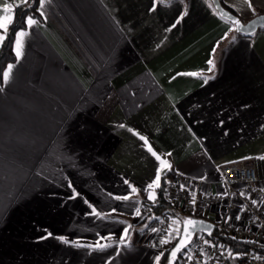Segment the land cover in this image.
<instances>
[{
    "label": "crops",
    "instance_id": "1",
    "mask_svg": "<svg viewBox=\"0 0 264 264\" xmlns=\"http://www.w3.org/2000/svg\"><path fill=\"white\" fill-rule=\"evenodd\" d=\"M223 1L244 21L264 14V0ZM22 3L0 0V17ZM155 4L46 0L38 24L17 31L22 54L0 77V264H159L182 223L171 216L162 236L144 206L158 167L172 200L179 184L190 191L181 210L215 223L250 217L237 193L223 195L220 164L256 157L259 183L238 190L264 198V28L235 31L213 0Z\"/></svg>",
    "mask_w": 264,
    "mask_h": 264
},
{
    "label": "built area",
    "instance_id": "2",
    "mask_svg": "<svg viewBox=\"0 0 264 264\" xmlns=\"http://www.w3.org/2000/svg\"><path fill=\"white\" fill-rule=\"evenodd\" d=\"M219 167L222 173L223 195L230 198L233 193H237L243 207L250 213L249 219L243 225L230 221L226 222L227 229L235 238L256 240L264 246V198L253 205L252 199L244 197L238 190L240 184H245L248 188H251V186L259 183L260 175L256 157L236 159L222 163ZM180 186L181 184L178 185L179 188L175 192L173 202L178 203L190 200L191 195L188 188L185 186L182 190ZM221 196L218 193L202 195L199 198V205L202 207L208 202L218 200ZM164 219L161 227H170V218L165 216ZM256 225H259V227H256ZM198 236L199 239L192 241L185 249L181 264H264V250L235 252L224 242H217L203 233H199ZM205 240H208L210 244L216 245V247L206 245L204 243ZM228 251L232 252V257L228 256ZM189 256L192 257L191 260L188 259Z\"/></svg>",
    "mask_w": 264,
    "mask_h": 264
},
{
    "label": "trees",
    "instance_id": "3",
    "mask_svg": "<svg viewBox=\"0 0 264 264\" xmlns=\"http://www.w3.org/2000/svg\"><path fill=\"white\" fill-rule=\"evenodd\" d=\"M220 1L226 8L237 14L231 7L224 3L223 0ZM38 6L39 0H27V3H22L17 7L15 11V17L8 30L6 31L5 40L0 47V77L2 76L3 71L5 70L8 63L13 61L16 57L13 46V42L15 39L14 36L16 32L25 26L26 18L28 16L38 18L41 17L38 11ZM166 180L167 177L164 175L162 177L160 186L157 188L158 197L156 202H143L144 206L149 210L148 212L150 214L156 215V218L154 220H160V218L158 217L159 214L162 216H178L181 219H183V217L185 218L186 216H197V213L194 212L192 205L187 204L188 206L183 210L175 206L173 200L169 197V183ZM214 229L215 230L211 235H204L217 242H224L225 244L229 245L235 252L245 250H264V246L256 240L239 239L237 237L235 238V236L231 234L224 223H216V228ZM177 239L178 236H175L172 245H174V242H176ZM171 247L172 246H169L164 249L159 264H168V255ZM183 252L179 255V259L176 264L182 263L181 260Z\"/></svg>",
    "mask_w": 264,
    "mask_h": 264
},
{
    "label": "snow or ice",
    "instance_id": "4",
    "mask_svg": "<svg viewBox=\"0 0 264 264\" xmlns=\"http://www.w3.org/2000/svg\"><path fill=\"white\" fill-rule=\"evenodd\" d=\"M23 2L24 3H27V0H23ZM161 2H163V0H161ZM245 2L248 3V7L249 8H252V5H251L250 0H245ZM45 3H46V0H39L38 11H40V15L41 16L44 15L43 9L45 7ZM11 7H12L11 5H7L4 10L5 11H10L11 10ZM155 7H156V4H155V0H154L153 9H151V10H154ZM183 15H186V13L182 14L181 17L178 18V20L176 21L177 23H179L180 19L183 18ZM229 18L232 19V22L236 25V28L234 30L237 31V32L238 31H241L243 26L241 25L240 20L239 19L232 18V17H229ZM6 21H7V23H6ZM11 21H12V18L11 17H0V30H4L6 32L7 27H8V23H11ZM26 23H27L28 27H32L34 25H37L38 24V21L34 17L29 16V17L26 18ZM173 27H175V24L173 25ZM170 30L171 29H169V31ZM231 30L232 29H230V31ZM25 34L26 33L24 31H19V32H17L15 34L16 35L15 54H16L17 59H19L20 56H21V54H22L21 53V50H20L21 49V39L20 38L23 37V36H25ZM4 40H5V35L0 34V43H2ZM214 51H215V49H214ZM208 64L209 65H213L212 60H209L208 61ZM12 69H13V65L9 64L7 66V70L3 71L2 79H3L4 82H7L9 80L10 73H11V70ZM211 70L212 69L210 67L209 68V71H211ZM188 75H195V73H188ZM209 78H205L204 83H207ZM120 127H124V125L121 124ZM129 131H132V129H129ZM140 139L143 140L145 142V144L148 143L147 139L144 136H140ZM147 151L150 152L151 155L153 157H155L157 161H160L161 166L167 165V162L161 160V157L159 155H157V153L152 149V147L150 145L148 146ZM168 155H171V153H169ZM259 159L264 160V156L259 157ZM167 166L169 168L171 167L170 165H167ZM160 181H161V174H160V168L158 167L153 181L150 182V183H148L147 186H146V188L144 189V191H146L148 193V199L149 200H154V196H153V193L151 191H148V190L153 189L154 187H159ZM125 183L127 184L129 182L126 180ZM69 186L71 187V184ZM130 187H131V192L132 193H137L138 190L135 187H132L131 185H130ZM180 187H181L182 190L185 188L184 185H181ZM241 195H244V193H241ZM114 199H116V200H122V201H129L130 200V195L115 196ZM192 202L195 203V194H193ZM256 203H257L256 200H252V204L253 205H255ZM115 211H116V209H112V212H115ZM134 211H135V215L137 217H139L141 215V209H140V207H138V206L135 207ZM91 214L92 215H95L97 217H102V216H105L106 217L108 215V214H102L101 212L97 211V209L95 207H92ZM236 219H240V217L237 216ZM200 223L201 222H198V221H195V220H192V219H187V220L184 221V224H185L184 235L182 237H180L179 243L176 244V246L172 249V251L170 253V257L171 258H176L178 253H182L183 252L184 248L187 247L186 240H189L190 235L196 231V228H197V226ZM188 226H191V228H189ZM130 227H131V225H129L128 227H126L123 230V235L120 237L121 243H123V241L127 237L128 231H129V228ZM152 231L153 232H156L157 229L156 228H152ZM169 235H171V232H169ZM209 235H211L210 232H209ZM177 236L178 237L180 236V233H179V230L178 229H177ZM64 242L65 243H68L67 240H65ZM167 242L168 241L165 240V239H161L160 240V243L161 244H165ZM204 243L206 245H209L210 247H216V245L210 244V242L208 240H205ZM96 247L102 249L104 247V245H100L99 243H97ZM221 254L223 255V253H221ZM162 255H163V253H161V256ZM232 255H233L232 252L231 251H228V256L229 257H232ZM160 258H161L160 256H157L156 257V260L159 261ZM188 259L191 260L192 257L189 256ZM168 264H174V259H169Z\"/></svg>",
    "mask_w": 264,
    "mask_h": 264
},
{
    "label": "water",
    "instance_id": "5",
    "mask_svg": "<svg viewBox=\"0 0 264 264\" xmlns=\"http://www.w3.org/2000/svg\"><path fill=\"white\" fill-rule=\"evenodd\" d=\"M213 3H214V6H215L216 10L218 11V13L222 17L227 18L230 22H232V19H230L229 17H232V18L240 20L241 25L243 26L242 30L240 31L241 33L251 34V33H254L255 31H257L260 28H264V14L263 13H259V14L255 15V16L251 17L249 20L244 21L239 15H236L234 12H232L231 10L226 8L221 3L220 0H213ZM235 27H236V25H235ZM187 219H192V220L201 222L197 226L196 231L190 235L189 240H186L187 246H189L192 243L195 235L198 232H201L203 234L209 235V232L212 234L214 232V230H215L214 228H216V223L214 221L210 220V219H207V218H204V217H198V216H186L185 218L183 217L182 229H181V232H180V236L178 237L177 241L174 242V245L170 248L169 255H168L169 256L168 257V262H169V259H174V264H176L178 259H179V255L181 253H178L176 258H171L170 257V253H171L172 249L176 246V244L179 243L180 237H182L184 235V228H185L184 221L187 220ZM188 227L191 228V226H188ZM186 248H184V249H186Z\"/></svg>",
    "mask_w": 264,
    "mask_h": 264
},
{
    "label": "rangeland",
    "instance_id": "6",
    "mask_svg": "<svg viewBox=\"0 0 264 264\" xmlns=\"http://www.w3.org/2000/svg\"><path fill=\"white\" fill-rule=\"evenodd\" d=\"M174 196H175V194H174ZM174 199V198H173ZM175 202V201H174ZM179 203V202H178ZM177 202H175L174 204H175V206H177V204H178ZM178 207V206H177ZM159 216V218H161L162 219V221H161V223H164V221L163 220H165L164 218H165V216H163V218L161 217L162 215H158ZM168 218H171V216L170 215H168ZM170 221H171V219H170ZM180 221H181V223H182V219H180ZM225 224V223H224ZM171 225V224H170ZM180 226V225H179ZM177 227V229L179 230V233L181 232V229H182V226L181 227ZM168 229H170V230H175V227H159V232L162 234V236H164V234L167 236V234H166V232H167V230ZM177 231V230H176ZM199 233H201V232H198L196 235H195V237H194V239H193V242L194 241H196L197 239H199ZM159 235V234H158ZM159 238H161V237H159L158 236V238H157V241L158 242H160V240H159ZM164 239V238H163ZM173 242V241H172ZM169 246H173L172 245V243H170V245ZM184 251H185V249H184ZM184 253V252H183ZM182 256H183V254H182ZM181 262H182V260H181Z\"/></svg>",
    "mask_w": 264,
    "mask_h": 264
}]
</instances>
